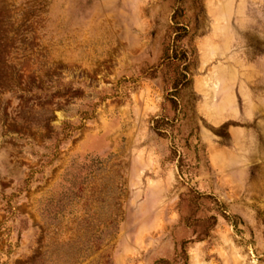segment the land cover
I'll use <instances>...</instances> for the list:
<instances>
[{"label":"rangeland","instance_id":"1","mask_svg":"<svg viewBox=\"0 0 264 264\" xmlns=\"http://www.w3.org/2000/svg\"><path fill=\"white\" fill-rule=\"evenodd\" d=\"M183 243L264 264V0H0V264Z\"/></svg>","mask_w":264,"mask_h":264},{"label":"trees","instance_id":"2","mask_svg":"<svg viewBox=\"0 0 264 264\" xmlns=\"http://www.w3.org/2000/svg\"><path fill=\"white\" fill-rule=\"evenodd\" d=\"M176 19H177V17H176V13L173 15V20L174 21H176ZM175 24V30H177V29H179L178 28V24L177 23H174ZM181 30V32L183 31V33H180V31L179 32H175V39H174V41L177 43V42H179L181 39H183V38H186V36H187V34H186V30H184V29H180ZM180 55H181V57H183L182 58V60H179L180 62H182V64H183V67H182V73H181V75H180V77H181V80H179V81H176V82H174V84H173V89H174V91L175 92H177L180 88H182V87H186V86H188L189 84H190V81L188 80V75H189V65H188V63H187V61H188V55H189V53H188V51L187 50H185L184 48H181L180 49ZM164 56H165V58L169 61V62H171V61H174L176 58V52H174L173 51V49H167L166 51H165V54H164ZM155 131H156V133L157 134H159V135H165V134H163V130H161L160 128H155ZM187 243H183L182 244V249H183V254H184V256H180V255H177V257H176V259H177V261H175V262H170V261H166V260H158V261H156L154 264H187V256H186V254H185V251H184V246L186 245Z\"/></svg>","mask_w":264,"mask_h":264}]
</instances>
